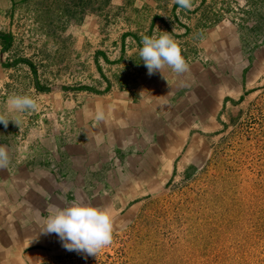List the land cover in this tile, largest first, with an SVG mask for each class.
Segmentation results:
<instances>
[{
    "label": "rangeland",
    "instance_id": "1",
    "mask_svg": "<svg viewBox=\"0 0 264 264\" xmlns=\"http://www.w3.org/2000/svg\"><path fill=\"white\" fill-rule=\"evenodd\" d=\"M161 32L187 72L148 75ZM2 33L0 264H264V0H0ZM74 199L113 218L96 257L41 233Z\"/></svg>",
    "mask_w": 264,
    "mask_h": 264
},
{
    "label": "clouds",
    "instance_id": "2",
    "mask_svg": "<svg viewBox=\"0 0 264 264\" xmlns=\"http://www.w3.org/2000/svg\"><path fill=\"white\" fill-rule=\"evenodd\" d=\"M181 8L190 9L192 0H173ZM138 55L151 76L159 72L163 76L165 67L177 75L188 71V63L181 53L178 43L168 32L157 35H144L141 39ZM164 77V76H163ZM165 78V77H164ZM7 111L24 114L37 111L36 98L27 93H12L8 96ZM103 109H96L94 119L97 123L105 120ZM19 125L15 117L7 119L0 114V123L5 127L9 121ZM10 164L9 153L5 146H0V169ZM43 234L55 233L67 251H75L86 256H97L99 252L113 242V218L106 208L94 206L83 199H74L63 207L50 205L48 215L43 221Z\"/></svg>",
    "mask_w": 264,
    "mask_h": 264
},
{
    "label": "trees",
    "instance_id": "3",
    "mask_svg": "<svg viewBox=\"0 0 264 264\" xmlns=\"http://www.w3.org/2000/svg\"><path fill=\"white\" fill-rule=\"evenodd\" d=\"M0 36H1V37H3V38H6V39H8V38H9V35H8V34H6V33H2V34H0Z\"/></svg>",
    "mask_w": 264,
    "mask_h": 264
}]
</instances>
